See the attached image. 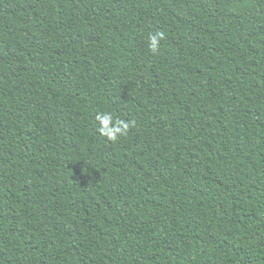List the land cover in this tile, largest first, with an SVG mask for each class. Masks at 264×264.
I'll use <instances>...</instances> for the list:
<instances>
[{"label": "trees", "instance_id": "obj_1", "mask_svg": "<svg viewBox=\"0 0 264 264\" xmlns=\"http://www.w3.org/2000/svg\"><path fill=\"white\" fill-rule=\"evenodd\" d=\"M0 264H264V0H0Z\"/></svg>", "mask_w": 264, "mask_h": 264}, {"label": "clouds", "instance_id": "obj_2", "mask_svg": "<svg viewBox=\"0 0 264 264\" xmlns=\"http://www.w3.org/2000/svg\"><path fill=\"white\" fill-rule=\"evenodd\" d=\"M164 39L163 32H157L155 35L149 37L148 48L152 53H158L160 48V40ZM99 127L98 132L102 137H106L109 141H116L121 136L128 134L132 122L113 118L109 112H100L95 117Z\"/></svg>", "mask_w": 264, "mask_h": 264}]
</instances>
